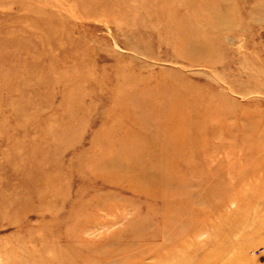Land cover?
I'll return each instance as SVG.
<instances>
[{
	"label": "rangeland",
	"instance_id": "374dc122",
	"mask_svg": "<svg viewBox=\"0 0 264 264\" xmlns=\"http://www.w3.org/2000/svg\"><path fill=\"white\" fill-rule=\"evenodd\" d=\"M230 261L264 264V0H0V264Z\"/></svg>",
	"mask_w": 264,
	"mask_h": 264
},
{
	"label": "bare ground",
	"instance_id": "6f19581e",
	"mask_svg": "<svg viewBox=\"0 0 264 264\" xmlns=\"http://www.w3.org/2000/svg\"><path fill=\"white\" fill-rule=\"evenodd\" d=\"M120 9V8H119ZM219 10H215V9H213V11H212V13L211 14H214L215 16H219ZM225 12V11H224ZM213 15V16H214ZM211 20V19H210ZM188 25L189 24H184V25H179V27H178V31L180 32V30H182V29H185L186 27H188ZM114 150V149H113ZM124 151V150H123ZM140 152V151H139ZM112 153V152H111ZM116 153V152H115ZM124 153V152H123ZM133 153V152H132ZM135 153H137V152H135ZM125 154V153H124ZM134 154V153H133ZM132 155V154H131ZM137 155V156H136ZM110 156V155H109ZM136 156V157H135ZM135 156H134V158H138V162H134V163H137L138 165H141L142 167H146V163H145V161L144 160H141L140 159V157L142 158V156H143V154H140V153H137V154H135ZM111 157V156H110ZM113 157V156H112ZM133 157V156H132ZM127 158H129L128 156H127ZM112 159H114V158H112ZM111 159V160H112ZM109 165V164H108ZM112 165H115V162L113 161V164ZM147 168V167H146ZM149 170H148V168H147V173L148 174H146V175H141V176H144V178L145 179H147V178H155L154 176H152V175H150V173L148 172ZM164 174H165V172L161 175V177H160V179H159V181H163L164 179L162 178L163 176H164ZM156 175V174H155ZM157 177H158V175H157ZM159 178V177H158ZM43 195H46L44 192L42 193V197H44ZM151 195V194H150ZM42 199V198H41ZM218 249V250H217ZM217 249H216V251H215V253L213 254L214 255V257H215V259H219V258H221L222 257V255L224 254V251L226 250V247L225 246H221V245H219L218 247H217ZM171 255V254H170ZM208 255V254H207ZM168 257V256H167ZM173 257V256H172ZM164 258V257H163ZM166 258V257H165ZM161 260V259H160ZM164 261V260H163ZM167 262V261H166ZM232 262H233V260H232ZM231 261L229 262V263H227V264H235V262L234 263H232ZM236 262H237V260H236ZM237 264V263H236Z\"/></svg>",
	"mask_w": 264,
	"mask_h": 264
}]
</instances>
